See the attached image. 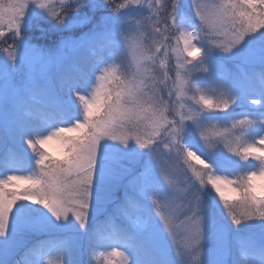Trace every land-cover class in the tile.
Wrapping results in <instances>:
<instances>
[{
	"label": "snow or ice",
	"instance_id": "1",
	"mask_svg": "<svg viewBox=\"0 0 264 264\" xmlns=\"http://www.w3.org/2000/svg\"><path fill=\"white\" fill-rule=\"evenodd\" d=\"M4 133L0 264H264V0H0Z\"/></svg>",
	"mask_w": 264,
	"mask_h": 264
},
{
	"label": "rangeland",
	"instance_id": "2",
	"mask_svg": "<svg viewBox=\"0 0 264 264\" xmlns=\"http://www.w3.org/2000/svg\"><path fill=\"white\" fill-rule=\"evenodd\" d=\"M101 15L102 13H97V19H99ZM42 27L44 29L43 31L34 30L28 33V37L32 41V43L39 45L41 48L53 53L54 55L57 53V49L61 47V41L63 39L68 38L69 42L73 43L76 42L78 38L83 37L84 33L88 31V27H79L73 30L72 32L59 33L54 31L51 28V25L47 23L43 24ZM47 30H50L51 33L48 36L44 37L43 35L45 32L49 33ZM87 52L91 55V49L89 47L79 48L75 50L72 47H69L63 50L62 59L59 62L44 69V72L47 75V82L53 91H57L59 89L61 78L65 75H69V71L77 72L80 68L85 66V64H83L82 61H80L79 59L86 57L87 55H85V53ZM81 53L82 55H79ZM228 68L231 71H237V69L234 68L232 65H229ZM39 99L40 98L37 97V100L33 101V103H38ZM239 111L240 109H237V112ZM15 147L16 144L12 139L11 135L8 133H4L3 142L0 143V157H3L9 150L14 149ZM121 163L124 165H129L128 161H122ZM186 175L187 177H192V173L190 171H188ZM121 194L122 193H118V195ZM213 195H215V193H213ZM100 219L103 220V217H101ZM59 235L62 238L66 239L69 243L75 245V253L79 254L81 246H84L85 244L83 240L78 238L75 233L72 232L62 233ZM50 255L53 259H55V257L58 255L55 247H52L50 249ZM86 255L87 253L85 252V259Z\"/></svg>",
	"mask_w": 264,
	"mask_h": 264
},
{
	"label": "trees",
	"instance_id": "3",
	"mask_svg": "<svg viewBox=\"0 0 264 264\" xmlns=\"http://www.w3.org/2000/svg\"><path fill=\"white\" fill-rule=\"evenodd\" d=\"M47 31H48L49 33L45 32L44 35H43L44 37L48 36V35L51 33L50 30H47ZM51 36H53V35H51ZM64 36H65V35H64ZM82 53H84V52H82ZM82 53L79 54V55H82ZM85 55H87V56L84 57V58H81V59H79V60L82 61V63L86 65V63L89 61L91 55L88 54V52L85 53ZM68 73H69V75H74V74H76L77 72L69 71ZM87 258H88V257H87V255H86V259H87Z\"/></svg>",
	"mask_w": 264,
	"mask_h": 264
}]
</instances>
